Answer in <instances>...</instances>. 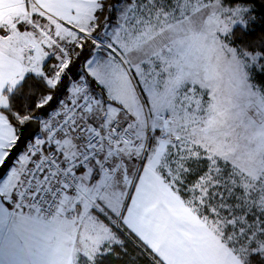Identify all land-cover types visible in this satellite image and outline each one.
I'll use <instances>...</instances> for the list:
<instances>
[{"label": "snow or ice", "instance_id": "6c2138e0", "mask_svg": "<svg viewBox=\"0 0 264 264\" xmlns=\"http://www.w3.org/2000/svg\"><path fill=\"white\" fill-rule=\"evenodd\" d=\"M12 2L0 264H56L69 232L83 247L71 264H181L201 235L229 264H264V0H200L195 14L192 0ZM205 21L224 76L192 47L169 58L168 30Z\"/></svg>", "mask_w": 264, "mask_h": 264}, {"label": "crops", "instance_id": "0c3cea01", "mask_svg": "<svg viewBox=\"0 0 264 264\" xmlns=\"http://www.w3.org/2000/svg\"><path fill=\"white\" fill-rule=\"evenodd\" d=\"M7 5V7H6ZM23 12L20 5H14L12 0H0V21L5 19L6 14H15ZM155 191V187H153ZM155 198L153 197V202ZM151 204L149 205V213H151ZM179 218L176 221L170 220L167 216L158 218V226L161 230H167L169 227H178ZM77 238L74 232L60 235L53 242V255L56 264H71L74 248ZM78 251H83L82 241L78 244ZM181 264H229V256L227 253L214 244L206 236H199L193 248L186 250L180 256Z\"/></svg>", "mask_w": 264, "mask_h": 264}, {"label": "rangeland", "instance_id": "374dc122", "mask_svg": "<svg viewBox=\"0 0 264 264\" xmlns=\"http://www.w3.org/2000/svg\"><path fill=\"white\" fill-rule=\"evenodd\" d=\"M198 5H200V0H192L191 4L186 5L187 9L195 14L198 11ZM183 6V5H182ZM209 22L205 21L203 24L199 25L198 28H188L186 32L177 34L174 30L169 29L168 35L164 39L171 37L173 40L177 41L176 46L173 48V52L169 53V58H175L178 49H187L192 47L194 49V65L197 67H202L206 64H215L220 67L221 75L224 76V66L227 63V58L224 53L220 52L218 48H214L210 44V37H207V30L209 28ZM166 67L162 64V70ZM174 68H170L169 72H174ZM169 72H165L163 81L161 83L167 82L169 79ZM80 241L77 240L76 246L74 248L73 257L78 249V244Z\"/></svg>", "mask_w": 264, "mask_h": 264}]
</instances>
